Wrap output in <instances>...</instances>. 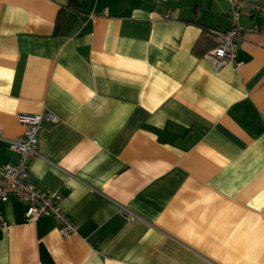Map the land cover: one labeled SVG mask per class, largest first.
Returning a JSON list of instances; mask_svg holds the SVG:
<instances>
[{
    "label": "crops",
    "instance_id": "0c3cea01",
    "mask_svg": "<svg viewBox=\"0 0 264 264\" xmlns=\"http://www.w3.org/2000/svg\"><path fill=\"white\" fill-rule=\"evenodd\" d=\"M241 24L264 22L243 0ZM231 0H0V165L44 120L31 180L77 225L0 202V264H264V35L205 58Z\"/></svg>",
    "mask_w": 264,
    "mask_h": 264
},
{
    "label": "built area",
    "instance_id": "2783aa9c",
    "mask_svg": "<svg viewBox=\"0 0 264 264\" xmlns=\"http://www.w3.org/2000/svg\"><path fill=\"white\" fill-rule=\"evenodd\" d=\"M156 4H164L168 0H154ZM243 0H231L230 27L226 30L212 29L209 31L214 46L205 53L207 58L218 70L227 65L239 68L243 62L238 59V47L246 31L264 35V22H254L249 28L241 24ZM254 13L264 15V7L252 5ZM18 121L24 126L21 136L8 140L11 150L17 155L15 162L0 165V202L19 199L26 205V218L35 223L42 217H51L60 234L68 238L77 232L74 219L61 207L63 195L60 190H43L31 180L30 165L40 156V136L44 131V120L57 123L58 118L51 112L41 114L19 113ZM0 138L2 135L0 133ZM6 222L0 215V226Z\"/></svg>",
    "mask_w": 264,
    "mask_h": 264
}]
</instances>
